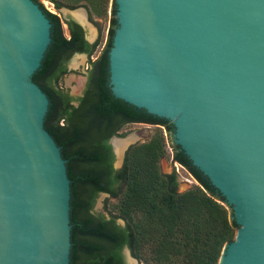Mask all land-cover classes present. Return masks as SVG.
Wrapping results in <instances>:
<instances>
[{
	"label": "water",
	"instance_id": "95a60500",
	"mask_svg": "<svg viewBox=\"0 0 264 264\" xmlns=\"http://www.w3.org/2000/svg\"><path fill=\"white\" fill-rule=\"evenodd\" d=\"M114 3L112 96L172 126L230 207L237 227L217 264H264V0ZM55 49L43 8L0 0V264H76L75 169L47 133L55 104L35 85ZM124 151H112L118 167Z\"/></svg>",
	"mask_w": 264,
	"mask_h": 264
},
{
	"label": "trees",
	"instance_id": "16d2710c",
	"mask_svg": "<svg viewBox=\"0 0 264 264\" xmlns=\"http://www.w3.org/2000/svg\"><path fill=\"white\" fill-rule=\"evenodd\" d=\"M47 1L56 11L82 7L89 22L106 17L108 22L100 50L99 42L88 44L83 39L73 20H60L43 9L56 27V49L48 56V71L35 85L55 104L47 133L75 169L76 264H124V247L138 264H217L237 227L230 207L173 144L172 126L116 102L107 85V53L117 27L114 0ZM62 24L68 36H64ZM97 52L96 59L90 60ZM73 54H85L97 73L94 89L75 99L76 106L70 105L73 99L59 87ZM134 123L162 127L172 161L197 185L178 192L175 174L160 172L158 163L165 156V144L159 128L147 141L129 146L120 168L113 170L112 147L107 141L122 137L121 128ZM101 193L114 200L107 208V218L92 211Z\"/></svg>",
	"mask_w": 264,
	"mask_h": 264
},
{
	"label": "rangeland",
	"instance_id": "374dc122",
	"mask_svg": "<svg viewBox=\"0 0 264 264\" xmlns=\"http://www.w3.org/2000/svg\"><path fill=\"white\" fill-rule=\"evenodd\" d=\"M34 3L40 4L44 10H46L50 14L55 15L60 20L71 18V15H69L68 13L63 15L60 9L58 11L54 10L50 6L47 0H35ZM61 9H65V8H61ZM70 11L73 12L71 13L72 15L75 12L79 11L83 15H85L84 17L86 18V11L82 7H78ZM86 21L89 26L88 25L83 26L84 36L90 40V43L99 42V46L100 48H102L106 40V33H107V28H108L107 17L104 20L97 19L94 21L95 23L89 22L87 18H86ZM61 28L63 30L64 36H67L65 25L62 24ZM85 64H86L85 57L72 55L66 64L67 73L61 78L59 82V87L70 95L77 93L82 87L83 82H84L83 76L85 73V66H86ZM156 128H159L161 130L162 136L164 137V144H165V156L158 163L160 172L162 174H170V173L175 174L178 192H183L187 190L188 188H190L191 186L197 185L195 180L187 173L186 170L183 169L182 166L172 161L171 159L172 150L170 149L167 136L162 127L152 126V125H147V124H139V123L127 124L123 126L120 130L122 137H117V139H126L131 135L135 136L136 137L135 141L130 143L127 146L129 147L131 145L139 144V143H143L147 141L150 138V136L155 132ZM118 163H119V160L114 155L113 164L115 166V169L118 168L117 166ZM113 203H114V200L108 199L106 196L98 195L95 200L92 211L94 213L101 214L107 218V215H108L107 208H109V206H111ZM118 221L119 220H116V222ZM129 257L133 259L130 255ZM133 264H138V262L136 261Z\"/></svg>",
	"mask_w": 264,
	"mask_h": 264
},
{
	"label": "flooded vegetation",
	"instance_id": "af4514ba",
	"mask_svg": "<svg viewBox=\"0 0 264 264\" xmlns=\"http://www.w3.org/2000/svg\"><path fill=\"white\" fill-rule=\"evenodd\" d=\"M77 24V23H76ZM78 25V24H77ZM79 26V25H78ZM80 27V26H79ZM80 29H81V31L83 32V29L80 27ZM66 32H67V29H66ZM67 36H68V33H67ZM83 39L85 40V37H84V33H83ZM86 41V40H85ZM87 42V41H86ZM88 43V42H87ZM88 44H91V43H88ZM100 50H101V48H100ZM74 55V54H73ZM80 55H83L85 58H86V55L85 54H80ZM99 55V52H97L96 54H95V56H93V57H90V60H95L96 59V57ZM86 66H85V73H84V82H83V85H82V87L80 88V90H79V92H80V94H79V96L78 97H72L70 94H68L72 99H73V101H71L70 102V105L71 106H76L77 105V102L75 101V99H77V98H81V97H83V95L84 94H86V93H89L90 91H92L93 89H94V86H95V82H96V78H97V73H96V71H95V69H93L92 67H90V64H88L87 63V58H86V64H85ZM107 85H108V83H107ZM112 137H115V136H112ZM111 138V137H110ZM109 138V139H110ZM109 139H108V141H107V143L110 145V148L112 147V145L109 143ZM115 139H117V138H114V140ZM120 140H123V139H120ZM114 149V148H113ZM113 150H112V148H111V152H112ZM124 154V153H123ZM112 155H113V160H114V153L112 152ZM123 158V157H122ZM121 163H122V160H121ZM121 163H120V166H121ZM120 166L117 168V169H119L120 168ZM112 168H113V170H117V169H115V167H114V164H113V162H112ZM99 195H104V196H106L107 197V195L106 194H103V193H101V194H99ZM123 250V249H122ZM121 255H122V259H123V263L125 264V262H124V258H123V254H122V251H121Z\"/></svg>",
	"mask_w": 264,
	"mask_h": 264
},
{
	"label": "bare ground",
	"instance_id": "6f19581e",
	"mask_svg": "<svg viewBox=\"0 0 264 264\" xmlns=\"http://www.w3.org/2000/svg\"><path fill=\"white\" fill-rule=\"evenodd\" d=\"M71 13H73L72 11L71 12H69V14L73 17V15H74V19L77 21V22H79L80 24H84V20H85V17H84V15L81 13V12H79V11H77V12H75L73 15L71 14ZM114 138H116V137H114ZM114 138H112L111 139V141H110V144L112 145V150H113V152L117 155V157L118 158H121V154H122V152L124 151V149L130 144V143H132V142H134L135 141V136H133V135H131V136H129L128 138H126V139H123V140H120V139H115L114 140ZM114 148V149H113ZM115 150V151H114Z\"/></svg>",
	"mask_w": 264,
	"mask_h": 264
},
{
	"label": "built area",
	"instance_id": "2783aa9c",
	"mask_svg": "<svg viewBox=\"0 0 264 264\" xmlns=\"http://www.w3.org/2000/svg\"><path fill=\"white\" fill-rule=\"evenodd\" d=\"M50 4V3H49ZM50 6L52 7V5L50 4ZM53 8V7H52ZM166 134V133H165ZM166 143V142H165ZM171 149V148H170ZM184 169V168H183ZM185 170V169H184Z\"/></svg>",
	"mask_w": 264,
	"mask_h": 264
}]
</instances>
